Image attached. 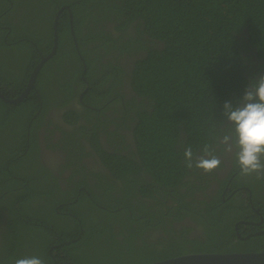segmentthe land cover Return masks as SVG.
I'll use <instances>...</instances> for the list:
<instances>
[{"label": "trees", "instance_id": "trees-1", "mask_svg": "<svg viewBox=\"0 0 264 264\" xmlns=\"http://www.w3.org/2000/svg\"><path fill=\"white\" fill-rule=\"evenodd\" d=\"M5 1L0 12L10 6ZM23 1L34 10L35 35L39 37L41 31L45 33L49 42L46 46L48 50L53 47L52 24L57 9L69 5L78 47L71 34L69 10L65 9L58 19V46L49 65L52 68L48 66L50 74H40L36 79L40 96L33 92L15 105H4L0 99V133L9 131L8 133L15 135V141L21 137V142H17L14 149L7 148L4 144L5 148L0 149V189L4 188L0 193V208H7V212L11 213L2 226L0 210V264H11L17 258L30 256L33 252L30 249V235L41 237L33 256L41 253L40 258L44 264H50L48 249L51 239L62 233L71 241L64 248L78 264L77 259L90 252L94 256L97 253L102 255L101 264H131L134 260L136 264H145L189 252L264 251V232L247 240L240 239L237 235V228L243 236L264 229V221L259 225L237 223L239 220L259 222L260 216L251 209L248 198L246 202L241 194L237 197L232 194V190L224 195L227 199L222 200V191L229 183L230 175L218 180L220 188L212 191L213 194H204L203 198H199L197 193L204 192L212 180L207 178L212 175L216 178V169L205 172L196 167L188 168L184 162L185 148L191 147L194 156L201 154L205 144L210 145L214 151L211 140H219L221 135L230 131L231 126L222 116L223 104L225 101L235 103L248 83L255 78L254 75L258 74H252L249 69V64L254 61V54L257 56L255 66L260 68V72L264 70V0ZM7 10L13 9L9 7ZM15 16L8 15L3 21V24L11 26V39L14 42V39H20L24 33H20L19 26L13 22ZM102 22L112 23L124 34L115 37L110 30L106 31V24L99 28ZM134 22L133 35L129 31ZM3 42V35L0 34L1 47ZM15 45L22 48L26 44L24 40H20ZM112 48L119 50L120 55L127 53L130 57H136L130 73L131 86L141 100L138 101L133 95L126 102V107H117L125 93L121 88H115L116 85L121 86V75L113 74L124 70L110 60L104 62V57L111 53ZM143 51L145 54L139 60L137 56L140 57ZM65 61V68H57V65L61 66ZM84 64L87 66L86 70ZM56 77L66 80L60 86V92H66V103L77 98L88 86L83 96L86 103L100 107L104 105L103 110L95 111L84 107L82 114L87 116L88 113H95L93 120L88 122L93 124V128L101 126L103 133L109 136L108 143H112L110 136L117 135L122 139L120 130L123 126L129 129L134 127L136 150L132 143L125 141H121L117 149L128 151L130 155L109 152L101 142L97 129L93 130L90 139L94 148L108 157V168L117 173L118 178L124 179L125 187L119 190L121 195L112 201L109 198L115 197L116 184L113 185L108 180L105 184L103 176H100L98 185L102 187L103 195L109 197L108 203L105 202L107 209L92 201L91 196L96 201L104 202L98 196L99 192L93 188L89 187L90 196L85 191H77L80 185H88L85 179L79 181L73 190L58 189L56 183V190L48 189V185H41L43 188L35 192L31 191L32 185L22 186L21 179L13 176L16 173L24 180L31 179L32 174H27V170L20 165L24 155L18 153H23L28 143L32 144L33 150L38 144L34 133L26 135V125H22L19 119L35 116L40 103H43L41 115L51 102L59 103L56 94L54 97L47 94L52 80L58 84ZM26 80L23 85H17L21 90L26 87ZM89 96L94 100H88ZM109 97L119 115L112 118V112L106 114L101 123L98 115H103L105 109L111 107ZM75 112V109H69L66 116ZM133 112L138 121L129 125L128 117ZM111 123L115 125L114 130L109 129ZM222 125L225 130L220 132ZM20 128L21 131L18 132ZM83 133L86 135L84 131ZM216 144L217 148L226 150L225 145ZM17 154L18 159L15 160ZM139 159L145 165H141ZM232 161L236 168L238 165L234 157ZM17 162L19 168L14 172L13 166ZM70 164L73 162L66 166ZM222 165L221 162L219 167ZM42 166L43 175L48 176L49 169ZM143 170L149 174L151 181L143 174ZM74 172L77 173V170L73 174ZM240 172L237 170V175L230 182L235 186H250L256 204L261 206L264 215V195L258 191L264 187V180L257 179L255 174L251 177H239ZM125 173L129 175L124 177ZM68 179L74 182L80 178ZM258 181L262 182V186L258 185ZM140 192L145 199L139 197ZM35 194L38 197L46 196L44 201H39L37 213H33L34 209L29 205L23 206L21 202L23 198L31 199ZM230 194L232 196L228 197ZM153 199L162 203L148 205ZM65 200L71 201L66 203V211L78 215L80 220L68 213L55 212L54 206ZM51 210L56 215L55 219L46 215ZM93 212L95 213L92 215ZM157 216L162 220L160 224L165 223L163 228L169 237H157V242L153 243L143 237V234L158 226L155 224ZM189 217L202 228L193 237L190 236V231L194 233L196 230L193 226L180 223L178 229L173 226L174 221L181 222ZM171 230L173 232L169 233Z\"/></svg>", "mask_w": 264, "mask_h": 264}, {"label": "flooded vegetation", "instance_id": "flooded-vegetation-1", "mask_svg": "<svg viewBox=\"0 0 264 264\" xmlns=\"http://www.w3.org/2000/svg\"><path fill=\"white\" fill-rule=\"evenodd\" d=\"M7 1L9 2L10 6H7L6 10H3L0 12V34L3 35V40H4L3 46L2 47L0 46V93H2L7 98L14 99L17 96H19L26 88L25 87L21 90V88L17 85H23V81H25V79H27L25 82V84L27 86V83H28V80L30 78L32 71L37 66V64L41 61L42 56H45L48 53H50L52 48L50 50H48L46 48V46L48 45L49 42H48L47 37L45 36L44 32L41 31V35H39V37H37L35 35V33H36V31L34 30L36 28L35 21H34L35 13H33L34 10L32 8H30V5L24 3L23 0H16V1L7 0ZM2 7H3V2L0 0V9H2ZM9 7H11L13 10L12 11L7 10ZM60 8L57 9V15H58V11L60 10ZM63 10H65V9H63ZM63 10L61 11V13L63 12ZM12 14L16 15L13 22H15L19 26V32L21 33V31H24V33L22 35V36H24V38L21 36L22 38L20 37V39H18V40L14 39L15 42L12 41V39H11V35H13L10 33V31L12 30L11 26L8 24H3V21L8 18V15L11 16ZM60 14H59V16H60ZM54 20H55V18H54ZM54 20H53L52 26L54 25ZM102 24L103 25L106 24L107 25L106 31L110 30L115 37H119V36H122L124 34V32L122 30H117L115 28V26H113L112 23H108V22L103 23L102 22L100 24L99 28L102 26ZM134 24H136V23L135 22L132 23V26H131L130 31H129V32H132L133 35L135 34V32H134L135 30L133 29ZM5 30H7V31L3 34V31H5ZM20 40L21 41L24 40V42L26 44L22 48H18L17 45H15V43L17 41H20ZM64 51H66V50L64 49ZM251 53L252 52H250V54ZM144 54H145V52L143 51L141 53L139 60H142V56ZM121 55H120L119 50H117L116 48L115 49L112 48L111 53H109L108 56H106V58L104 59V62L111 60V62L114 65L118 64L124 70V72H116L113 74L118 75V76L121 75V79H122L121 86L123 88L121 90L125 93L121 97L120 101L118 102L117 107L118 106L119 107H122V106L126 107V102L129 101L133 95L136 96L138 101L141 100V97L138 96L134 92V89L129 86V84L131 85V82L129 83L128 79H127V74L129 75L128 78L131 79L130 73L132 72L131 70L134 67V60H136V57H134V56L130 57V55L127 53H124ZM53 56L50 57L43 64V66L41 67L37 77L40 74H43V75H49L50 74L48 72V69H49V67L52 68L49 65L51 64V58H53ZM65 60H66V58H65ZM253 60H254L253 63L249 64V69L252 70L253 73L250 71L252 74H255L258 72V74L254 75V77L256 78L259 74H264V70H262L260 72V68H257L255 66V61L257 60V56L255 54L253 55ZM35 61H36V63H34ZM60 67L65 68L66 67V61H65V64L63 62L61 66L57 65V68H60ZM44 68H46L47 71ZM37 77H36V79H37ZM84 77H85L84 74H82V78H84ZM55 79L58 81V84H55L56 82L52 80L51 84L48 85L49 90H48L47 94H52V97H54L56 94L59 103L51 102V105H49L45 109V112L42 115H41V112L43 110V103H40L38 110L35 112L36 117L33 116L31 118H28V117L24 116L21 120L19 119V121L21 122L22 125L23 124L26 125V135L27 134L31 135L32 133H34V135H36L35 140L37 141V144H38V146L35 147L36 153H34V150L31 149L32 148L31 143H28V145L25 148V151L23 153H18L20 155H24V157L22 159V161L24 163L22 162L20 165H21L22 169L25 168L27 170V174H28V172H30L32 174L31 179L30 180H24V178L22 176L16 175V173H13V176L19 177L21 179L22 186L32 185L31 191L34 190L35 192L38 191L40 188H43V187H40L41 185H43V186L48 185V189L54 188L56 190V187H55L56 183L58 184V189L73 190L75 188V185L79 181L85 179L87 181L88 185H84V184L80 185L77 191H79V192L85 191L90 196L89 187L93 188L94 190H96V192H99L98 196L101 199H103L104 202L103 201L102 202L96 201L91 196L92 201L95 204L99 205L100 207L107 209L108 207H106L105 202L108 203V201H107L108 196L103 195V191L101 189L102 187L100 188L98 185V183L101 181L100 176H103L104 183L106 180H108L109 182L113 183V185L116 184L117 192L114 191L115 197H112V198L108 197L112 201H115V199L118 197V195H121V193H119V189L122 190L123 188H120L119 184L122 187H125V185L123 183L124 179L118 178V176H117L118 174L115 173L114 171H112L111 168H108L107 160H106V158L108 159V157H106V156L104 157L102 154H100L99 151L97 149H95L94 146L92 145V143L90 142V139H91L92 134L94 132L93 130H95V128H93L94 127L93 124L89 123L88 120H91L92 117L95 116V113H88L87 116H84L82 114L83 110H85L84 107L89 108L93 111V105L86 103V101L83 98L84 93L88 90L89 87L87 86L85 89H83L82 93L77 98L75 97V98L67 101V103H66V92H60V88H61L60 86L63 85L64 83H66V80L63 79L62 77H56ZM127 82H128V85H127ZM107 86L109 88L108 83H107ZM121 86L116 85L115 88L120 89ZM33 92H35L38 96H40V91L36 87V81H35V87L32 89L31 93H33ZM75 92H77L76 88H75ZM26 98H24L23 100H25ZM0 99L5 103L4 105H6V104L15 105V104L21 103V101H19L17 103H7L2 99L1 96H0ZM88 100H94V98L89 96ZM71 101L72 102L77 101V103H78V105H80V107H78V105L74 106V107H67L68 103H70ZM109 101H110V106H112V107H110L108 110L105 109V112L103 115L102 114L98 115V118L101 120V123H103L102 121L104 120V115H106V114L109 115L111 113L110 110H113L115 107V104H111L113 101L111 97H109ZM58 104H60V106ZM0 107H1V104H0ZM104 108L105 107L102 104V106L101 107L99 106L97 108V110L98 109L103 110ZM69 109H75L76 112L73 115L66 116V111H68ZM84 114H86V113H84ZM17 115L18 114H16V116ZM117 115H119V113ZM134 118H135V120H133ZM128 119H129V125H133L134 123H136L138 121V118L136 117L134 112L131 114L130 117H128ZM74 120H76V121H74ZM226 123H228V122L226 121ZM66 126L74 127L76 129L75 131H77V132L80 131V132H78V134L83 138H87V140L89 142V146L91 147V149H89L87 146H86V149L84 147H82V149H81L77 143V136L75 134H73V132H72L74 130V128H73V130H71V128H68ZM95 127L99 131H101V129H102L100 125H96ZM224 127L225 126H223V125L220 127L221 128L220 132H223V130H225V129H222ZM82 128H85L88 131L89 135L87 133H85L86 135H84ZM109 129L114 130L115 125L111 123L109 125ZM19 130L21 131V128ZM66 131H67V133H66ZM68 131H70V133ZM8 132L9 131H5V132L0 133V149L5 148V146L7 148L9 147L11 149H14L17 142L18 143L21 142V137L18 139V141L17 140L15 141V139H16L15 135H12L11 133H8ZM120 133L123 135L122 139L120 136H117V135L116 136H110V138L112 139L111 144L107 142L109 140V136H107L102 131L99 133V138L103 142V144H105V146L107 147L106 149L109 152H112V153L115 152L118 155H121V154L130 155V152H128V151H124V150L122 151V150H117V149L121 145L120 144L121 141H125L126 143H128V142L132 143V147L136 150L134 127H131L129 129V127L124 128V126H123L122 129L120 130ZM14 137H15V139H14ZM13 141H15L16 143L14 142V144H12ZM211 142L214 145V151H213L214 154L219 157V159L221 160L223 165H222V167L216 168L215 172L217 173V175H216L217 179L214 178L213 175L208 177L207 179L212 178V180H210L208 183V188L205 189L204 192L203 191L198 192L197 196L199 198H203L204 194H208V195L213 194L212 191H214V190L216 191L220 188L218 180L225 179L227 176L230 175L229 180H228L229 183L227 184L226 188L222 191V196H223L222 200L225 201L227 199V198H224V195H226L227 192L231 191V190H232V194H234L236 197L238 196V194H241V197L246 199L245 200L246 202H247V198H248V202L250 204L251 209L254 210L257 214H259L260 221L259 222H252L250 220H239L237 223H239V222L241 223V222L245 221V223H247V224L248 223H251V224L252 223L253 224L258 223V225L261 224L264 221V217H263L264 215L262 214V210H261L262 208H261V206L256 204L257 202L255 201V199L253 197L254 193L251 190L250 186H248V185L235 186L234 184H232V182H230V181H232L233 177H235L237 175V170L240 171V168L238 166H236V168H234L233 161H232L233 157H234L233 152L235 151V149H233V152H229L227 150L223 151V150L217 148L218 145L216 143H220L219 140H211ZM3 144L5 146H3ZM18 154H17L15 160L18 159ZM0 157L2 158V156H0ZM134 157H135V155H134ZM138 158H139V154H138ZM139 161H141V160L139 159ZM69 162H73V164L66 166ZM41 164L49 169L50 172H47L48 176L43 175L44 172H43L42 168L44 169V167ZM62 164L64 166H62ZM92 166H94L95 169ZM74 167H75V169H74ZM18 168H19L18 162L14 163L13 171L17 172ZM74 170L75 171L77 170V173L74 172V174H73ZM143 171H144L143 174L149 179V181H151V177L149 176V174L145 170H143ZM99 172L101 174H99ZM72 174H73V176H72ZM252 175H242L240 172V174L238 176L239 177H251ZM69 177H75V179H76V177H78L80 179H77L74 182H70L68 179ZM237 181H239V178L237 179ZM254 183H256V182H254ZM261 183L262 182L258 181V185L262 186ZM44 188H47V187H44ZM3 190H4V188L0 189V193ZM170 190L173 191V189H170ZM248 191H249V193H248ZM258 191L264 195V187L263 186ZM5 192L7 195V191H5ZM231 196H232L231 194L228 195V197H231ZM139 197L140 198L143 197L142 192L139 193ZM45 198H46V196H39L38 197L37 194H35V195H33V197L31 199H27L25 197V198H23L24 199L23 201H21L22 199L20 201L23 202V206L29 205L30 208L34 209L33 213H37L36 209L39 206L38 205L39 201H44ZM167 198H169L168 195H167ZM74 199H75L74 201H76L77 197H75ZM143 199H145V197H143ZM207 199L210 200V198H207ZM27 200H28V202H27ZM169 200H172V198H169ZM162 201H164V200L162 199ZM162 201H157L156 199H153V200L149 201L148 205H150V204H156L157 205L158 203L161 204ZM69 202H71V201L66 202V200H65V201L59 203L58 205H56L57 212H59L60 214L68 213V214L72 215L74 218H76L77 220H80V217L78 215L74 214L73 212L66 211V203H69ZM13 204L16 205L15 203H13ZM60 205H62V206H60ZM59 208H63V209H59ZM118 208H120V207H118ZM0 210H2V208H0ZM7 210H8L7 208H4V210L1 211L2 222H3L2 226L5 225V222H6L5 219L8 218V215L10 214V212H7ZM156 219H157V221L155 224H158V226L150 228L148 231H145V233L143 234V237H146L147 240L153 241V243L157 242L156 241L157 237H161V236L169 237V234H167L163 228V225L165 223L160 224V222L162 220L159 218V216H157ZM173 223H174L173 226L176 227V229H178V225H179L178 223H180L182 225L185 224L187 226H193L194 228H196V230H194V233H193V231H190L191 237L196 236L195 235L196 233H198L199 231L200 232L202 231V228L200 226H198L196 223H194L193 218H190V217L182 220L181 222L180 221H178V222L174 221ZM263 224H264V222L262 223V225ZM51 225H53V224H51ZM236 226H237V224H236ZM115 227H116V229H118L117 225H115ZM64 228H66V227H64ZM169 228H171L170 225H169ZM171 232H173V231L171 230L169 233H171ZM257 232L258 233L264 232V229L252 231L251 232V234H253L252 236L257 235V234H255ZM56 233H57V231H56ZM249 234L250 233H248L247 235H249ZM197 236H199V235H197ZM29 237L31 238V241H32V245H31L30 249L33 250V252L30 253V256H33L35 251L37 252V246H38L37 244H38V241L41 239V237L35 236V235L34 236L30 235ZM0 238H1V234H0ZM240 239H243V238H240ZM247 239L248 238L243 239V240H247ZM51 240H52V243H50V247L48 249V253H49V257H50V264H66L67 261H73L72 257L68 255V252L64 248V245L69 244L71 241L66 239L63 236V233H62V235L60 234L59 236H54V239H51ZM59 240H61V241H59ZM141 243H143V242L141 241ZM40 254L41 253L37 254V256L40 257ZM87 255H89V259L95 257L92 252H90V254H87ZM101 262H102V256L98 260V264H101ZM11 264H13V263H11ZM76 264H78V263H76Z\"/></svg>", "mask_w": 264, "mask_h": 264}, {"label": "clouds", "instance_id": "clouds-1", "mask_svg": "<svg viewBox=\"0 0 264 264\" xmlns=\"http://www.w3.org/2000/svg\"><path fill=\"white\" fill-rule=\"evenodd\" d=\"M98 107L93 106V111ZM222 116L231 128L219 137V142L229 152L235 149L234 161L242 175L255 174L257 179H264V74L252 79L235 103L225 101ZM97 131L100 133L103 129ZM184 162L188 168L196 167L205 172H212L221 164L208 144L198 156H194L191 147L185 148ZM13 264H44V261L38 256H30L17 258Z\"/></svg>", "mask_w": 264, "mask_h": 264}, {"label": "water", "instance_id": "water-1", "mask_svg": "<svg viewBox=\"0 0 264 264\" xmlns=\"http://www.w3.org/2000/svg\"><path fill=\"white\" fill-rule=\"evenodd\" d=\"M63 9L69 10L71 34L74 37L76 46L78 47L77 37L74 31L73 15L70 6L66 4L60 8V10L58 11V15L55 17L54 20L53 47L51 52L45 56H42L41 61L32 71L25 90L19 96H17L14 99H9L5 97L2 93H0V96L4 101H7L9 103H17L19 101H22L24 98L29 96L32 89L35 87L36 77L41 67L50 57H52L56 53L58 46V18H59V14ZM86 67H87L86 64H84V69H86ZM259 233L257 232L255 234H259ZM237 235L239 238L246 239L252 236L253 234L250 233L249 235L244 237L237 228ZM66 264H76V263L73 261H67ZM145 264H264V251L189 252L175 257L156 260Z\"/></svg>", "mask_w": 264, "mask_h": 264}, {"label": "rangeland", "instance_id": "rangeland-1", "mask_svg": "<svg viewBox=\"0 0 264 264\" xmlns=\"http://www.w3.org/2000/svg\"><path fill=\"white\" fill-rule=\"evenodd\" d=\"M2 2L5 4V0H2ZM134 26H135V24H134ZM133 29H134V27H133ZM249 53L251 52V51H248ZM108 56V55H107ZM113 56V55H112ZM106 58V56L104 57V59ZM109 59V58H108ZM138 59H140V57L138 56ZM111 61V60H110ZM112 63V62H111ZM128 74H127V79H128V82L130 83L131 82V80H132V77H131V79H129L128 78ZM128 82H127V85H128ZM129 86L132 88V86L129 84ZM121 89H123L122 88V86H121ZM134 92L136 93V91L134 90ZM78 105V103H77V101H75V102H70V103H68V105H67V107H74V106H77ZM78 107H80V105H78ZM112 107V106H111ZM110 112H112L113 113V116H112V118H114V117H116V116H118L117 114H118V112H116L114 109L113 110H110ZM66 127H68V128H71V130H73V128L74 127H70V126H66ZM76 129L74 128V130L72 131L73 132V134H75L76 136H77V143H78V145L80 146V148L82 149V147H84L85 149H86V146L89 148V149H91V147L89 146V142H88V140H87V138H83V137H81L79 134H78V132H80V131H75ZM82 130L85 132V133H87L88 135H89V133H88V131L85 129V128H82ZM20 130H18V132H19ZM69 133H70V131H68ZM102 142V141H101ZM104 145V147L105 148H107L106 146H105V144H103ZM96 149V148H95ZM34 153H36V150L34 149ZM113 159H115V156L113 157ZM140 164L141 165H145V164H143L141 161H140ZM94 169H95V167L94 166H92ZM144 172V171H143ZM129 174H127V173H125L123 176L125 177V176H128ZM119 186H120V188H122V186L119 184ZM120 190V189H119ZM64 199H66V197L64 198ZM61 203V202H60ZM60 206H62V205H60ZM54 209H55V212L57 211V209H56V206H54ZM95 212H93L92 213V215L94 214ZM11 214V213H10ZM46 215L47 216H49L50 218H52V219H55L56 218V215L54 214V212L51 210L50 211V214H49V212H46ZM40 241V240H39ZM38 241V242H39ZM79 255H80V253H79ZM102 255L100 254V253H97L96 254V256L94 257V258H90L89 259V257H88V255L85 253V255L84 254H82V257L83 258H80V259H77L78 261H79V263L80 264H98V260L100 259V257H101ZM28 257H30V256H28ZM90 261V263H88V262H86V261ZM133 260V258H131L130 259V261H132ZM135 261V260H134ZM134 261H132V263L131 264H136Z\"/></svg>", "mask_w": 264, "mask_h": 264}, {"label": "bare ground", "instance_id": "bare-ground-1", "mask_svg": "<svg viewBox=\"0 0 264 264\" xmlns=\"http://www.w3.org/2000/svg\"><path fill=\"white\" fill-rule=\"evenodd\" d=\"M6 97V96H5ZM10 99V98H9ZM5 102H7V101H5ZM9 103V102H8Z\"/></svg>", "mask_w": 264, "mask_h": 264}]
</instances>
